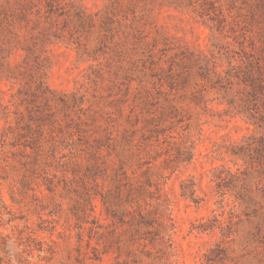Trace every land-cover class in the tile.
<instances>
[{
    "label": "rangeland",
    "instance_id": "374dc122",
    "mask_svg": "<svg viewBox=\"0 0 264 264\" xmlns=\"http://www.w3.org/2000/svg\"><path fill=\"white\" fill-rule=\"evenodd\" d=\"M0 264H264V0H0Z\"/></svg>",
    "mask_w": 264,
    "mask_h": 264
}]
</instances>
